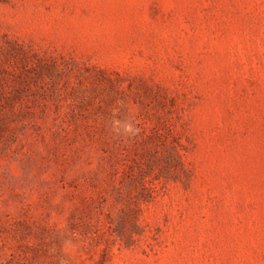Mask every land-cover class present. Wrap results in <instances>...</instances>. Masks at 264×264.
Segmentation results:
<instances>
[{"label": "rangeland", "instance_id": "obj_1", "mask_svg": "<svg viewBox=\"0 0 264 264\" xmlns=\"http://www.w3.org/2000/svg\"><path fill=\"white\" fill-rule=\"evenodd\" d=\"M0 264H264V0H0Z\"/></svg>", "mask_w": 264, "mask_h": 264}]
</instances>
